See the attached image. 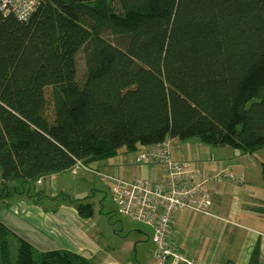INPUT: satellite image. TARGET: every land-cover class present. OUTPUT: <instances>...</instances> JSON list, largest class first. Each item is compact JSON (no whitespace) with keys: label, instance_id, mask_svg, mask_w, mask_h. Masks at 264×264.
<instances>
[{"label":"trees","instance_id":"obj_1","mask_svg":"<svg viewBox=\"0 0 264 264\" xmlns=\"http://www.w3.org/2000/svg\"><path fill=\"white\" fill-rule=\"evenodd\" d=\"M199 136L264 147V0H36L26 20L0 13V199L13 180ZM259 256L257 243L248 264ZM0 264L93 263L36 251L0 219Z\"/></svg>","mask_w":264,"mask_h":264},{"label":"crops","instance_id":"obj_2","mask_svg":"<svg viewBox=\"0 0 264 264\" xmlns=\"http://www.w3.org/2000/svg\"><path fill=\"white\" fill-rule=\"evenodd\" d=\"M145 148V146H140L137 152ZM174 148L181 158L192 159L194 158V154L198 152H202L206 157L213 155V161L201 163L200 166L211 173L230 171L235 175L242 176L243 179V185L239 184L237 180H223L218 183H212V186L209 187L213 199V203L210 207L212 215L204 216L201 214L202 217H199V212L190 209L176 210L172 218V232L170 235L174 243L177 244L180 251L192 261V264H227V261L230 264H248L252 250L256 244L259 243V264H261V254L262 249H264V214L257 212V207L264 203V186L262 175L260 174L261 166L257 165L254 167L251 162L253 161L254 155H259L261 163L264 154L259 151H256L254 154H249L234 150L233 156H228L227 151L229 148H211L203 137L193 138L189 143L176 140ZM80 166V164H76L74 167L78 168ZM82 166L85 167L87 165ZM250 167L256 170L257 173H254ZM159 171L160 168L157 170L155 167L151 166L148 171L149 177L154 176ZM54 173L55 172H51L41 175L37 178V184L33 182L34 187L38 185V187H36L38 190L36 194L28 195L25 198L11 197L12 195L7 196L13 200L14 208L19 209L23 207L24 211L20 213V215L13 213L16 218L15 220L10 221L9 217L0 219L13 233L27 241L36 251H66L96 264L91 258L78 254V251L86 249L88 251L95 246L93 244L91 247L88 243L93 239L90 233L91 231L93 232V225L95 224L92 218L94 215V206H96L97 203L95 201L89 202L94 206L92 207V216L87 218L81 217L78 213V208L87 204V202H80L77 206L76 203H72L71 201L68 202L67 199L63 200L58 206L63 209L61 217L51 214L52 206H47L44 202L46 200H51L54 196L58 195V193L63 195L69 188L66 184L56 185L55 180L57 178L54 177ZM92 173L96 174L94 171H92ZM45 180L51 181V184L47 183L46 185ZM253 182L257 184H253ZM28 188L29 187H23L25 192ZM107 189L113 202L109 187H107ZM104 218L106 219V217ZM198 218H200V220H197ZM43 219L50 220L53 228L50 229V227L42 221ZM82 219L87 221H82ZM78 220H80L79 224ZM85 224H87V228H83ZM137 231L142 233L140 228ZM190 233H195L196 239L193 241L195 248L199 245L207 246L204 242V240H206V235L207 237L210 236L217 239L216 245L218 246L220 244L218 254H216L215 257H210L207 262L198 260L197 258L194 259L196 254L190 257V244L186 242V237ZM239 233L242 237V242L237 255L233 256V253H225L227 243L224 241L221 242V239L227 235H229V239H232ZM199 238L200 241L198 240ZM147 240L149 244V253L152 255L154 263L160 264L155 258V247L152 243L150 234L147 235ZM139 244L134 243L133 245L135 255ZM145 244L146 243H142L141 246L143 247ZM214 251L215 247L212 250V256ZM103 264H106V261ZM117 264L125 263L120 262ZM164 264H173V262L169 259Z\"/></svg>","mask_w":264,"mask_h":264},{"label":"rangeland","instance_id":"obj_3","mask_svg":"<svg viewBox=\"0 0 264 264\" xmlns=\"http://www.w3.org/2000/svg\"><path fill=\"white\" fill-rule=\"evenodd\" d=\"M83 69V63L79 61L77 71L78 78L83 72ZM200 137L202 136L196 138ZM190 141H192V139L182 140L181 142L189 143ZM139 149L140 147H138L135 151H128L124 147H122L115 154L109 155L108 158H105L103 160L91 162L85 167H74L71 168L72 170L67 169L60 172H55L53 174L54 177L57 178L55 180L56 185L66 184L69 188L66 192L63 193V195H61V193H58V195L54 196L51 200H46L44 202L45 205L52 206L51 214H55L58 217L62 216L63 209L59 208L58 206L65 199H67L68 202L71 201L72 203H76L77 206L80 202L82 203L83 201L87 203L95 201L97 203L96 206L92 204V207L94 206V215L92 221L95 222V224L93 225V232L91 231L90 233L93 239L88 243L91 247L93 244L95 246L88 251L87 249L78 251V254L87 258H91L96 264H103L105 261L106 264H117L120 262L125 264H155L152 255H150L149 253V244L147 240L148 234L152 236L153 229L144 223L140 224L131 222V220L116 213L115 206L107 189L109 180L104 178L102 175L94 174L89 170L90 168L103 175L108 174L109 176H118L127 179L133 178L134 176L149 177L148 171L152 165L142 164L135 161V152H137ZM259 152L264 154V147L261 148ZM251 163L254 165V167L260 165L259 155H254L253 161ZM153 167L159 170L158 166ZM250 169L254 173H257V171L252 169V167H250ZM1 175L2 168L0 166V192L5 190L1 185ZM20 181L21 180H13V184L11 186H15L17 192H12L11 197L25 198L28 195L36 194L38 192L36 188L38 187V185H36V187H34L33 185V182L37 184V179L25 183H21ZM47 183L51 184V181L45 180L46 185ZM253 184L257 183L253 182ZM8 185L10 184L8 183ZM23 187L29 188L25 192L23 190ZM7 198L4 197L0 199V218L6 219L7 217H9L10 221H12L16 219L13 213L20 215V213H23L24 208H14L13 200L10 199V197ZM201 214L202 213H200V215L198 216L202 217V215H204ZM104 217H106L107 220ZM197 220H200V218H198ZM42 221L45 222L48 227H50V229L53 228L50 220L43 219ZM79 221L80 220H78V224ZM82 221L87 220L82 219ZM83 228H87V224H85ZM139 228L142 230V233L137 231ZM9 237L10 251L11 254H14V252L16 251L17 243H15L13 237ZM186 238V242L190 244V257L196 254L194 256V259L197 258L198 260H204L205 262H207L210 257H215L216 254H218L220 244L218 246L216 245L217 239H214L210 236L207 237L206 235V240H204V242L207 244V246L199 245L197 248H195V246L193 245V241L196 239L195 233L188 234ZM241 238L242 237L240 233L235 235L232 239H229V235L222 238L221 242L224 241L225 243H227L225 253H233V256H236L242 242ZM198 240L200 241V238ZM134 243H146L143 247L141 246V244H139L136 255L133 247ZM214 247L215 251L212 256L211 253ZM228 263L229 262L227 261V264ZM261 264H264V249H262Z\"/></svg>","mask_w":264,"mask_h":264},{"label":"built area","instance_id":"obj_4","mask_svg":"<svg viewBox=\"0 0 264 264\" xmlns=\"http://www.w3.org/2000/svg\"><path fill=\"white\" fill-rule=\"evenodd\" d=\"M36 7V0H0V13H12L19 20H26ZM174 139H165L145 146L135 153V161L158 166L160 171L152 177L135 176L127 179L94 171L108 179L116 213L134 222L144 223L153 229L151 240L155 246V258L160 264L169 259L173 264H192L170 237L172 218L178 209H190L204 215H212V183L223 180L238 181L240 175L230 171L211 173L201 163L213 161L202 152L194 158H181L174 148ZM228 156H233L229 148Z\"/></svg>","mask_w":264,"mask_h":264},{"label":"clouds","instance_id":"obj_5","mask_svg":"<svg viewBox=\"0 0 264 264\" xmlns=\"http://www.w3.org/2000/svg\"><path fill=\"white\" fill-rule=\"evenodd\" d=\"M175 140V139H174ZM232 149V148H231ZM233 151H234V149H233ZM77 164H79V163H77ZM81 166H82V164H80ZM92 170V169H91ZM95 171V170H94Z\"/></svg>","mask_w":264,"mask_h":264},{"label":"bare ground","instance_id":"obj_6","mask_svg":"<svg viewBox=\"0 0 264 264\" xmlns=\"http://www.w3.org/2000/svg\"><path fill=\"white\" fill-rule=\"evenodd\" d=\"M28 18H29V17H28ZM28 18H27V19H28Z\"/></svg>","mask_w":264,"mask_h":264}]
</instances>
